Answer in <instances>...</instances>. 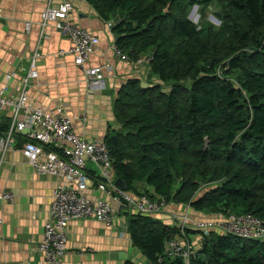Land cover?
Returning a JSON list of instances; mask_svg holds the SVG:
<instances>
[{"label":"trees","instance_id":"obj_1","mask_svg":"<svg viewBox=\"0 0 264 264\" xmlns=\"http://www.w3.org/2000/svg\"><path fill=\"white\" fill-rule=\"evenodd\" d=\"M86 1L114 24L122 56L149 57L159 81H130L114 102L121 128L116 141L104 142L115 178L135 195L221 216L251 214L264 225V0H220L218 28L198 27L187 15L212 0ZM127 217L131 242L149 264H184L164 253L189 231ZM201 237L190 264H264V240Z\"/></svg>","mask_w":264,"mask_h":264},{"label":"crops","instance_id":"obj_2","mask_svg":"<svg viewBox=\"0 0 264 264\" xmlns=\"http://www.w3.org/2000/svg\"><path fill=\"white\" fill-rule=\"evenodd\" d=\"M68 1L72 4L69 19L98 37V47L85 66L104 67L101 86L90 89L73 57L60 54L70 46L67 38L51 24L41 30L42 11L48 5L59 6L63 0H0V88L7 86V95L17 97L29 60L37 52L38 76L29 83V102L47 113L60 111L68 116L75 132L87 142L104 141L121 128L114 115V102L121 89L130 81L141 85L159 81L150 75L146 57L131 63L115 52L114 24L103 21L86 0ZM26 24L30 25L28 30ZM11 74L14 77L6 80V75ZM1 117V127L6 129L11 121L10 110L5 109ZM16 139V148L7 152L0 164V194L12 193L14 197L13 202L0 200V264H44L37 245L49 217L52 193L62 179L34 172L20 151L24 141ZM88 168L89 172L94 170L92 165ZM138 190L151 188L141 184ZM87 195L94 200H108L115 207L114 201L92 187ZM183 216L188 217L185 226L192 246L202 243V232L195 229L196 223L213 224L222 217L169 203L154 218L165 226L180 228ZM67 227L64 264H124L128 260L149 264L133 246L124 214H117L111 225L86 219L72 221Z\"/></svg>","mask_w":264,"mask_h":264},{"label":"built area","instance_id":"obj_3","mask_svg":"<svg viewBox=\"0 0 264 264\" xmlns=\"http://www.w3.org/2000/svg\"><path fill=\"white\" fill-rule=\"evenodd\" d=\"M71 10L72 4L68 0H63L57 7L48 5L40 15V27L43 31L51 24L69 40L70 46L66 51H60V54L73 57L75 65L85 73L87 86L93 89L101 86L104 67L86 68L85 65L95 53L99 40L69 19ZM29 26L26 24L27 30ZM114 50L128 61L116 46ZM38 57L37 52L31 56L17 97L7 95V86L0 88V126L3 111L9 109L11 112V121L0 134V164L5 154L16 148V137H21L24 142L20 151L33 171L62 179V183L52 193L49 217L44 224L42 240L38 243L37 250L44 264H64L67 226L70 222L94 219L111 225L118 214L119 205L126 206L135 214L154 216L161 213L168 204L164 200L151 199L146 194L135 195L121 190L115 184L109 149L104 141L87 142L75 132L68 116L60 111L57 114L47 113L29 102L28 86L38 76ZM145 60L148 63L149 57ZM12 77L14 74L6 75V80ZM89 165L94 168L92 172H89ZM90 187L104 193L114 201L115 207L108 200L90 198L87 195ZM0 200L13 202L14 197L12 193H3L0 194ZM180 219L182 224L179 229L187 230L185 225L188 217ZM195 229L201 230L205 235L216 229L217 233L241 239L264 240V225L251 214H229L213 224L196 223ZM195 252L187 237L181 234L168 241L164 254L170 259L181 258L184 264H190Z\"/></svg>","mask_w":264,"mask_h":264},{"label":"rangeland","instance_id":"obj_4","mask_svg":"<svg viewBox=\"0 0 264 264\" xmlns=\"http://www.w3.org/2000/svg\"><path fill=\"white\" fill-rule=\"evenodd\" d=\"M219 1L220 0H212V2H210L204 8L203 6L190 7L187 13L188 18L198 27L201 26L203 23H210L214 28H218L220 25V12H221V7L218 5ZM129 212H130L129 215H132L133 210H129ZM120 215H123V214H120ZM129 215H126V216H129ZM196 243L197 244L192 246V249L194 251H198L201 246L200 242H196Z\"/></svg>","mask_w":264,"mask_h":264},{"label":"water","instance_id":"obj_5","mask_svg":"<svg viewBox=\"0 0 264 264\" xmlns=\"http://www.w3.org/2000/svg\"><path fill=\"white\" fill-rule=\"evenodd\" d=\"M167 12V9L165 10V13ZM115 16V14H113V17ZM212 64V61L208 63V65L210 66ZM112 141H116V136H112L111 137ZM115 184L124 191H127V186L125 185L124 181H122L121 179H116ZM118 214H124V215H129V209L124 206V205H119L118 206Z\"/></svg>","mask_w":264,"mask_h":264}]
</instances>
